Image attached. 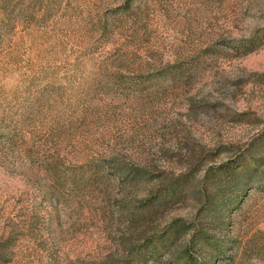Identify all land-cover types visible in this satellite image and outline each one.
I'll return each instance as SVG.
<instances>
[{"label": "rangeland", "instance_id": "rangeland-1", "mask_svg": "<svg viewBox=\"0 0 264 264\" xmlns=\"http://www.w3.org/2000/svg\"><path fill=\"white\" fill-rule=\"evenodd\" d=\"M184 242L264 264V0H0V264Z\"/></svg>", "mask_w": 264, "mask_h": 264}, {"label": "trees", "instance_id": "trees-1", "mask_svg": "<svg viewBox=\"0 0 264 264\" xmlns=\"http://www.w3.org/2000/svg\"><path fill=\"white\" fill-rule=\"evenodd\" d=\"M118 172L123 175L124 178H130L132 180L136 179L139 175L138 171H136V169L133 168H123V167H119ZM235 172H237V168L235 169ZM163 199L164 200V196L163 198L155 195V197L152 195L150 198V201L153 202L157 199ZM150 202V203H151ZM145 210L140 211L141 215H144L146 213H148L149 210H147L148 208L142 207ZM177 221L172 222L169 227H167L168 229H166L165 231H163L161 233V231L159 232H155V234H152L151 238H149L148 244L152 245L153 247V256L156 257V255L161 252V249H163L164 247H166L168 245V243L170 242L173 243L175 239H178L179 236L181 234H186L190 228H186L185 226H179L176 223ZM161 233V234H160ZM168 233H171V238L169 236ZM168 234V235H167ZM182 250L179 252H176L175 250L171 253L170 258H169V264H197L196 259L193 257V244L192 243H186L184 242V244H182ZM236 254H238V252H235ZM156 254V255H155ZM219 255H222V253L220 252ZM159 257V256H157ZM156 257V259H158ZM232 261H234V259H232ZM227 262V261H225ZM144 261L142 259V256H139V260L137 262V264H143ZM230 264V262L228 263Z\"/></svg>", "mask_w": 264, "mask_h": 264}]
</instances>
